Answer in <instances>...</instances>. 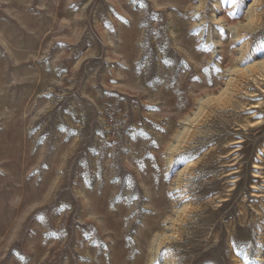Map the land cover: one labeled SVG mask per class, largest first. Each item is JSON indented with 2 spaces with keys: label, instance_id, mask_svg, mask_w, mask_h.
Returning <instances> with one entry per match:
<instances>
[{
  "label": "rangeland",
  "instance_id": "obj_1",
  "mask_svg": "<svg viewBox=\"0 0 264 264\" xmlns=\"http://www.w3.org/2000/svg\"><path fill=\"white\" fill-rule=\"evenodd\" d=\"M0 264H264V0H0Z\"/></svg>",
  "mask_w": 264,
  "mask_h": 264
},
{
  "label": "snow or ice",
  "instance_id": "obj_2",
  "mask_svg": "<svg viewBox=\"0 0 264 264\" xmlns=\"http://www.w3.org/2000/svg\"><path fill=\"white\" fill-rule=\"evenodd\" d=\"M237 2V0H232V3L235 4ZM231 15V14H230Z\"/></svg>",
  "mask_w": 264,
  "mask_h": 264
}]
</instances>
